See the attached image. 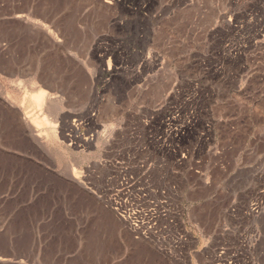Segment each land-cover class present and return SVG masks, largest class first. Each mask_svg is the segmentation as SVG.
<instances>
[{
    "label": "rangeland",
    "instance_id": "374dc122",
    "mask_svg": "<svg viewBox=\"0 0 264 264\" xmlns=\"http://www.w3.org/2000/svg\"><path fill=\"white\" fill-rule=\"evenodd\" d=\"M258 158L264 0H0V264H264Z\"/></svg>",
    "mask_w": 264,
    "mask_h": 264
},
{
    "label": "crops",
    "instance_id": "0c3cea01",
    "mask_svg": "<svg viewBox=\"0 0 264 264\" xmlns=\"http://www.w3.org/2000/svg\"><path fill=\"white\" fill-rule=\"evenodd\" d=\"M227 177L229 179L233 177L236 182H239L238 177L244 179L251 178V182L254 184V194L260 195L264 192V165H261L259 158L256 163L241 167ZM199 218L203 220V224L206 226L205 229L208 231L204 240L205 245H210V249L214 252H216L221 244H229L228 235L234 231L236 232L237 240L242 245H247L255 241L257 250H264V212L255 216L249 215L244 209L232 211L229 208L223 212L206 211L201 213ZM248 232L249 234L250 232H256L259 234L258 238L254 239L253 236L248 235ZM195 239L200 241L199 236H196ZM138 242V244H135V249H137L136 252L138 253L139 259L143 260V264H161L158 258L159 253L155 247H152L145 241ZM260 257L264 258V256Z\"/></svg>",
    "mask_w": 264,
    "mask_h": 264
},
{
    "label": "bare ground",
    "instance_id": "6f19581e",
    "mask_svg": "<svg viewBox=\"0 0 264 264\" xmlns=\"http://www.w3.org/2000/svg\"><path fill=\"white\" fill-rule=\"evenodd\" d=\"M46 96H47V95H46ZM36 101H37V102H42V101H41V97H40V96H37V97H36ZM41 104H42V103H41ZM58 110H59V109H58ZM55 111H56V110H55ZM26 119H27V118H26ZM47 120H48V119H47ZM34 128H35V127H34ZM42 128H43V127H42ZM40 131H41V130H40ZM42 135H43V134H42ZM37 137H38V136H37ZM39 137H40V136H39ZM41 138L43 139V137H41ZM74 171H75V170H74ZM74 178H76V177H74Z\"/></svg>",
    "mask_w": 264,
    "mask_h": 264
}]
</instances>
